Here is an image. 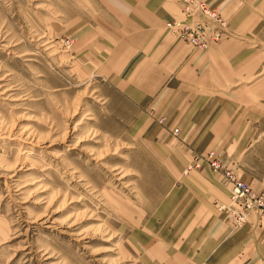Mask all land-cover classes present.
Returning a JSON list of instances; mask_svg holds the SVG:
<instances>
[{
    "label": "rangeland",
    "instance_id": "374dc122",
    "mask_svg": "<svg viewBox=\"0 0 264 264\" xmlns=\"http://www.w3.org/2000/svg\"><path fill=\"white\" fill-rule=\"evenodd\" d=\"M165 1L0 0V264H225L193 200L215 152L190 153L150 86L170 64ZM200 1L264 82V0L231 18Z\"/></svg>",
    "mask_w": 264,
    "mask_h": 264
},
{
    "label": "crops",
    "instance_id": "0c3cea01",
    "mask_svg": "<svg viewBox=\"0 0 264 264\" xmlns=\"http://www.w3.org/2000/svg\"><path fill=\"white\" fill-rule=\"evenodd\" d=\"M168 1L160 3V16L180 19V7L174 0ZM213 1L228 18L238 13L235 0ZM169 36L160 41L170 62L167 70L155 72L152 64L149 71L152 91L155 86L165 87L171 125L185 135L182 140L190 143L192 155L214 150L223 169L254 191L264 192V82L254 80L259 64L231 39L195 53ZM198 186L199 190L208 189V195L193 200L211 208L206 222L213 230L212 254L222 255V259L224 255L221 263L225 264H264L260 217L252 214L246 224L234 229L223 218L224 213L210 204L212 197L222 203L227 200L228 185L222 175L214 174L212 184Z\"/></svg>",
    "mask_w": 264,
    "mask_h": 264
},
{
    "label": "built area",
    "instance_id": "2783aa9c",
    "mask_svg": "<svg viewBox=\"0 0 264 264\" xmlns=\"http://www.w3.org/2000/svg\"><path fill=\"white\" fill-rule=\"evenodd\" d=\"M181 18L165 22L166 31L191 48L206 51L219 43L226 34V23L221 13L200 0H183ZM213 156V155H212ZM213 172L221 173L228 185V204L218 205V210L226 211L228 220L233 227H241L247 223L249 216L260 217L264 231V192H255L235 175L222 168L214 157L206 159ZM202 159L193 166L198 168ZM191 169L187 166L184 173Z\"/></svg>",
    "mask_w": 264,
    "mask_h": 264
},
{
    "label": "bare ground",
    "instance_id": "6f19581e",
    "mask_svg": "<svg viewBox=\"0 0 264 264\" xmlns=\"http://www.w3.org/2000/svg\"><path fill=\"white\" fill-rule=\"evenodd\" d=\"M172 20V19H171ZM169 21V20H168ZM189 46V45H188ZM246 184V183H245ZM224 212H226V211H224Z\"/></svg>",
    "mask_w": 264,
    "mask_h": 264
}]
</instances>
